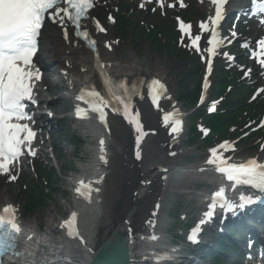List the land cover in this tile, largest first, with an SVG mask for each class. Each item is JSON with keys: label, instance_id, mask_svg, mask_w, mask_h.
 Returning <instances> with one entry per match:
<instances>
[{"label": "bare ground", "instance_id": "1", "mask_svg": "<svg viewBox=\"0 0 264 264\" xmlns=\"http://www.w3.org/2000/svg\"><path fill=\"white\" fill-rule=\"evenodd\" d=\"M169 1L163 0V6L168 5ZM238 2L241 0H234L228 6V11ZM96 4L107 13L116 9L114 1L96 0ZM201 8L206 14L212 11L207 3L202 4ZM112 26L109 24L107 34L104 36L92 26L91 21H87L89 34L97 40L102 68L97 63V56L74 38L70 22H66L68 41H64L59 24L53 27L50 32L53 44L47 48L45 57L41 63L38 62L37 67L40 68L43 65L47 68L51 58L65 64L64 68L54 70L56 74L62 75L61 81L51 82L49 74L44 77L45 88L42 92H46L50 97H57L58 103L52 104L51 107L57 115H61L72 104L64 98V94L61 93L63 89L74 90V95L77 97L80 86L99 85V74L114 79L139 78L146 82L159 78L165 79L166 73H160L159 65L151 69L145 60H137L131 47L121 48V53L118 54L114 50L115 38L111 33ZM59 35L62 39H59ZM106 44L111 45V50L106 47ZM64 75H68L69 78ZM42 92L38 93L39 97L45 100ZM134 108L139 111L144 129L149 132L139 145L140 159L136 157L137 134L122 115L110 114L106 127H100L93 119L77 125L81 134L92 139L93 143L95 141L97 145L95 147L90 144L87 147L86 152L91 154V159L83 163L81 176L75 182L77 187H73L76 193L73 203L80 222L77 236L65 234L62 240L53 241L48 239L52 235L51 230L38 237L33 231L32 222L22 224L20 236L24 250L22 249L21 264H45L49 260L46 257L47 253L60 254L59 264H91L104 241L103 238L120 230L130 237L134 264L161 263L164 256L169 255L165 249L160 226L165 218L166 201L173 194L174 185L184 178L210 176L216 179L217 172L212 165L206 163L209 158L204 159L200 165L188 166L186 161L193 156V151L185 149L183 136H170V127L164 128L161 125L163 113H172L181 109L177 104L169 108L167 101H163L160 109H155L149 105L143 95L142 99L140 97L135 99ZM46 110L48 107L44 109V112ZM60 122L64 124L66 119ZM44 123L50 124L47 121ZM102 139L103 147L108 154L105 156L107 163L100 159ZM234 158L236 162L253 159L264 164V156L261 153L244 158L235 154ZM64 168L67 169L65 165ZM165 169L167 171H164ZM66 177L67 175L63 174L58 179L56 189L52 193L57 206H60L58 194L61 185H64V189L69 186ZM82 181L90 184L93 189L88 199L77 192ZM99 184L103 189L100 194H97L95 188ZM64 194L65 190L61 196L63 197ZM2 197L0 195V198ZM95 197H101L102 203L95 201ZM67 203L71 205L70 202L67 201L66 205ZM158 204L162 206L161 210L157 209ZM258 220V218L255 219L256 222ZM250 226L252 229L255 227L252 222ZM61 228L64 229L63 224ZM39 229L38 225L37 230ZM149 237L156 238L152 242ZM39 250H42V255L38 253Z\"/></svg>", "mask_w": 264, "mask_h": 264}, {"label": "snow or ice", "instance_id": "2", "mask_svg": "<svg viewBox=\"0 0 264 264\" xmlns=\"http://www.w3.org/2000/svg\"><path fill=\"white\" fill-rule=\"evenodd\" d=\"M226 2L227 0H212V3L218 5L215 17L210 16L207 21H202L199 24L200 34L193 35L191 25L180 23L182 42L183 35H187L189 46L194 48L202 59L207 57L210 60L217 54V50L224 46L226 38L221 34L219 26L223 18V6ZM160 3L163 6V0H160ZM94 5L95 0H0V172L8 174L12 162L22 156L25 150L29 155H35L31 143L36 133L28 123H20L19 121L31 120L32 117L26 110L28 103H37L33 99L34 85L32 82L35 79H40L41 75L38 69H33V56L37 50V37L45 19L58 23L64 32L65 39L68 38L66 22H70L75 29V35L84 40L95 51L97 50L96 41L87 30H81V21L88 18L89 10ZM140 7L143 8L144 5L141 4ZM109 19L114 23L111 17ZM95 23L99 32L106 33L107 30L98 21ZM261 23H264V20H261ZM205 33L208 34L206 41L208 46L206 48L202 47L200 43ZM228 42L230 43V41ZM242 46L250 47L248 42ZM106 47L111 50L110 44H106ZM97 56H99L98 51ZM249 58L257 59L258 63L264 67V38L256 42V48L251 51ZM248 72L250 73V70ZM119 87L123 88L125 93L124 97L115 96L119 107L111 104L99 91L90 93L95 97V100L85 102L89 104L92 112L98 114L99 121L105 126H107L106 118L108 115L106 109L109 108L113 113H120L125 121L133 126L137 134L136 157L140 159L139 145L149 132L144 129L140 113L134 108L133 94H137L138 90L135 85L131 89L123 84ZM148 87L149 98L153 106L159 109L160 101L167 91L166 85L158 79H154ZM139 95L142 99V93ZM78 99L84 100V96L81 95ZM209 111H215V102ZM84 112V109L77 108L78 118ZM175 116V113H163L162 115L163 126L170 127L171 134L178 132L182 127V120L176 119ZM261 126H264V121L261 122ZM25 145H27L26 149L23 147ZM100 145L102 153L100 159L107 163L105 155H103L105 152L103 139L100 141ZM222 150H231L229 142H224L218 148L210 149V156L206 163L212 165L214 170L223 174L228 181L264 192V164H258L255 160L240 164L230 163L232 157H226ZM170 155H175V153H170ZM11 178L14 180L16 177L12 176ZM92 190L91 185L85 184L83 181L81 186L77 188V192L86 199L90 197ZM95 191H99V189H95ZM221 195L222 191L213 194L214 202L209 205V212L205 214L206 216L214 215L218 206L215 203V198H219ZM219 207L233 210L235 206L225 201L219 204ZM3 211L11 213L12 206L5 207ZM75 222V213L72 214L69 221L65 222L69 228L70 236L73 234ZM5 223L9 224L13 231H20L13 219L6 221L4 216H0V229H4ZM8 235L9 239H12L11 234ZM155 238L153 237V239ZM5 247L4 236L0 235V256L3 255ZM7 247L11 248L13 245L9 244Z\"/></svg>", "mask_w": 264, "mask_h": 264}, {"label": "rangeland", "instance_id": "3", "mask_svg": "<svg viewBox=\"0 0 264 264\" xmlns=\"http://www.w3.org/2000/svg\"><path fill=\"white\" fill-rule=\"evenodd\" d=\"M120 4H128V3H123L122 1L119 2ZM118 6V4H117ZM199 8V4L192 3L191 4V13L186 14V16L189 18L190 21L196 22V20L204 18V14H202V11L198 15L197 11ZM131 10V14L135 12V9L133 7H129L127 9ZM155 7H151V13L154 14L155 11H153ZM122 12L118 15V20L121 21L122 15H126L127 11L125 8H121ZM129 12V11H128ZM102 14L103 17L105 16V13L102 10H99L97 12V15ZM159 17H162V12L158 11L157 12ZM157 17H152L151 14H146L145 12H140L138 15L135 16V14L130 15V23H128L125 26V29L123 32H126L125 34L120 33L118 28L116 31H113L112 36L114 38H118L120 40L119 45L115 47V51L120 54L121 53V48L122 49H128L131 47L133 53L136 54L137 60H145V62L148 64V67L151 69H155L157 65H159L160 68V73H166L164 76L167 80V82L171 85L173 88L174 95L179 97L180 99V104L184 105L187 109V112L189 114L193 113L194 111V106L193 102L195 103V97H196V91L198 90L199 87V81L201 78V73L200 77H195L194 75L199 72L198 68L193 69L194 73H189L187 69H189L192 65V63L195 60V57H187L184 56V58L181 55H175L171 50L168 48L160 49L157 48L158 46L155 45L152 41V37L155 35V32H150L148 29L144 28H149V29H159V31H162V27L164 26L165 29L169 33L175 31V24L173 20L170 18H165V20H160L157 21L155 20ZM124 23V22H123ZM119 24V23H118ZM135 24H138L136 27ZM124 25V24H123ZM141 25V26H140ZM144 28H143V27ZM127 27V28H126ZM136 29L139 31L138 34H134ZM149 37V38H148ZM163 37H161L162 39ZM175 42L177 44L180 43V39H176ZM52 45V39L51 37L45 32L43 34V40H42V54L41 56H45L47 48ZM59 61L58 60H52L51 64L49 65V70L51 72L57 67L59 68ZM199 64V63H198ZM196 66V64H195ZM201 72V71H200ZM56 79H58L57 76H55ZM60 77V76H59ZM254 77V75H252ZM216 80V76H215ZM236 89L234 90L233 93H235ZM221 95V93H220ZM232 99L235 100V102H240L242 99L240 96H232ZM56 103V102H55ZM256 102H249L245 108L249 111L253 110ZM196 107H199L198 104L195 105ZM71 110V108H70ZM205 114L203 113L200 115L202 118L206 119V109H203ZM202 111V112H203ZM69 113V111H68ZM64 116V115H63ZM57 122V121H56ZM69 123L70 121L67 120ZM199 122V118L197 119H191L189 120L188 125L192 126L193 123ZM219 124H215L217 126ZM75 124L70 122V127L65 126V130L61 131L60 135L54 134L52 136L53 140H59L61 146H64V151L61 153L62 158L61 161H55V158H48V155H45V159L39 161L41 164V168L45 167V162H48L49 165L46 166L45 171L46 173H49L51 177L50 185L47 189H45V193L43 195V204L39 207H37L34 211L26 213L24 210V205L26 204V201L28 200V196L25 194L26 188H27V183L24 181L23 183H18L16 185L14 184H6L3 183L0 186V195L3 194V197L0 198V206L6 203H10L14 205L16 210L18 211L19 214H23V218L26 221H31L34 223L35 226H40L41 229H43V232H47V228L51 227V229H55V226L57 224H54V222L57 219L65 220L68 218L70 210L73 207V201L72 198L66 197V193L62 197V193L64 190V185H61L60 188V193L58 194V197L60 198V206L63 207V209L60 206H57L54 203V199L52 197V193L54 189H56L57 181L62 177L63 174L68 175V178L73 176L72 172L78 171V167L80 165V157L86 153V147L87 144L84 145H76L75 141L80 137V133L75 130ZM204 126H207L205 123ZM203 126L201 125V128ZM210 131H212V134L214 135V130L213 127L207 126ZM240 133L239 130L237 129L235 124H229L223 129L222 134L220 135L221 138L224 139H231L232 137H239ZM187 137H184L186 139ZM48 139L47 134L45 133L43 137V141H46ZM257 138H254L252 141L246 143H243L241 146H239V150L243 148H248V147H253ZM51 141V140H50ZM80 141V140H79ZM82 142V141H81ZM199 141L198 147H194L193 150L195 151L197 157L196 159H199L201 156H204L208 153L209 148L211 146H214L216 143L213 144H206V142H201ZM49 151V149H46ZM258 149H256L257 151ZM76 152V156L72 154V152ZM67 155V156H66ZM90 158V157H88ZM64 165L67 167V169L64 168ZM53 166V167H52ZM71 168V169H70ZM28 178L30 180H34V182L40 185L38 178L36 177L35 174L32 172V168H28ZM62 184V183H60ZM183 181L179 182L177 186L175 187V190L172 194V196L169 198L167 204H166V216L167 219L164 224V228L169 227L172 223L177 222V227H181L185 223V219L180 222V218L176 219L175 214L177 213H182L183 215L188 216V220H190L193 216V210L195 209V206H189L187 204V201L182 198V196L179 193V189L183 188ZM12 186V187H11ZM40 189L43 186H39ZM67 188V187H66ZM43 189V188H42ZM6 192V193H5ZM43 194V193H42ZM66 197V198H65ZM70 202L71 205H68ZM65 209V210H64ZM68 211V212H67ZM195 214V213H194ZM169 215L171 216L170 219H168Z\"/></svg>", "mask_w": 264, "mask_h": 264}, {"label": "water", "instance_id": "4", "mask_svg": "<svg viewBox=\"0 0 264 264\" xmlns=\"http://www.w3.org/2000/svg\"><path fill=\"white\" fill-rule=\"evenodd\" d=\"M91 264H131L127 238L124 236L110 238Z\"/></svg>", "mask_w": 264, "mask_h": 264}]
</instances>
